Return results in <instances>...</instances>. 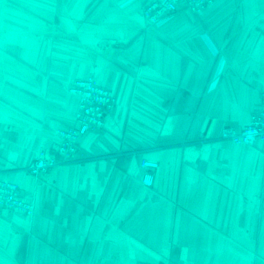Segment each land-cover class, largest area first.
Instances as JSON below:
<instances>
[{"label": "crops", "instance_id": "1", "mask_svg": "<svg viewBox=\"0 0 264 264\" xmlns=\"http://www.w3.org/2000/svg\"><path fill=\"white\" fill-rule=\"evenodd\" d=\"M146 1L0 0V177L34 204L0 208V264H264V144L221 139L261 109L264 0L159 27ZM88 77L116 108L76 161L30 175Z\"/></svg>", "mask_w": 264, "mask_h": 264}, {"label": "built area", "instance_id": "2", "mask_svg": "<svg viewBox=\"0 0 264 264\" xmlns=\"http://www.w3.org/2000/svg\"><path fill=\"white\" fill-rule=\"evenodd\" d=\"M215 1L147 0L143 6V15L150 24L159 27L180 10L200 15ZM70 91L78 98L75 122L72 126L58 130L60 141L54 150H42L32 161L27 170L34 177L76 161L80 150V140L91 132L103 129L107 116L117 106V99L111 90L99 85L93 77L76 80ZM221 139L237 145L264 144V92L261 95V109L251 115L249 124L241 131H236L231 127L224 128L221 132ZM140 167L145 171L142 177L143 186L152 188L156 180L155 171L158 163L142 160ZM0 208L29 217L34 214V204L23 197L20 185L1 177Z\"/></svg>", "mask_w": 264, "mask_h": 264}]
</instances>
